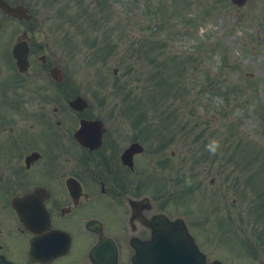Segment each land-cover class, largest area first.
<instances>
[{
  "label": "rangeland",
  "instance_id": "374dc122",
  "mask_svg": "<svg viewBox=\"0 0 264 264\" xmlns=\"http://www.w3.org/2000/svg\"><path fill=\"white\" fill-rule=\"evenodd\" d=\"M160 1L45 0L42 12L70 82L86 84L88 93L102 84V95L118 102L123 114L149 109V117L177 127L170 148L178 157L169 161L199 175L184 182L178 201L209 215L208 232L193 230L209 261L264 264V0L241 8L231 0H189L182 14L158 13ZM184 15L195 24L186 26ZM113 82L173 96L156 113L155 100L136 105L121 86L117 101ZM197 222H203L199 215Z\"/></svg>",
  "mask_w": 264,
  "mask_h": 264
},
{
  "label": "flooded vegetation",
  "instance_id": "af4514ba",
  "mask_svg": "<svg viewBox=\"0 0 264 264\" xmlns=\"http://www.w3.org/2000/svg\"><path fill=\"white\" fill-rule=\"evenodd\" d=\"M0 2L10 8L0 6V258L94 264L91 249L105 236L118 264H133L135 245L151 241L162 217L193 234L199 222L178 199L195 174L169 161L166 133L121 114L102 84L88 93L70 82L55 30L45 28V0ZM19 45L26 72L14 58Z\"/></svg>",
  "mask_w": 264,
  "mask_h": 264
},
{
  "label": "water",
  "instance_id": "95a60500",
  "mask_svg": "<svg viewBox=\"0 0 264 264\" xmlns=\"http://www.w3.org/2000/svg\"><path fill=\"white\" fill-rule=\"evenodd\" d=\"M238 5H243L245 0H233ZM19 61L21 56H18ZM167 233L158 232L154 243L159 244L160 238L167 242L166 260L160 262L153 260V255L150 252L151 248H141V254L146 264H206L204 256L199 252L198 248L191 243L185 232L173 231L171 226L167 225ZM159 240V241H158ZM0 264H6L0 261Z\"/></svg>",
  "mask_w": 264,
  "mask_h": 264
}]
</instances>
